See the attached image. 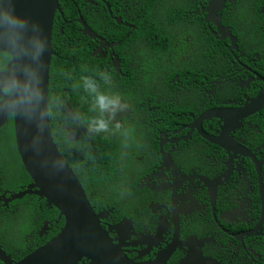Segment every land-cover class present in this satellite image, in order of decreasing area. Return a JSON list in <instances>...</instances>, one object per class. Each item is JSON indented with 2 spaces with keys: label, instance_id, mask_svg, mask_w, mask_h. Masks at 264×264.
Wrapping results in <instances>:
<instances>
[{
  "label": "flooded vegetation",
  "instance_id": "flooded-vegetation-1",
  "mask_svg": "<svg viewBox=\"0 0 264 264\" xmlns=\"http://www.w3.org/2000/svg\"><path fill=\"white\" fill-rule=\"evenodd\" d=\"M163 1L168 10L151 7L156 0H87L92 7L85 24L94 38L77 19L80 35L89 40L77 35L76 43L90 51L96 42L92 57L110 61L108 89L115 96L133 93L124 116L126 153L130 143L145 153L120 183L101 181L88 189L103 215L101 226L121 254L111 256V264H264V105L242 111L264 94V0ZM146 6L149 18L143 17ZM62 25L56 24L60 45H75L74 34L62 35ZM118 25L127 29L123 41L108 40ZM146 25L170 36L164 51L141 36ZM210 36L218 42L212 53ZM10 62L0 51V74ZM109 72L118 75L112 83ZM13 123L9 118L0 128V197L7 198L32 184L19 163L8 167L5 136ZM152 132L158 133L156 148ZM29 197L8 208L0 203V264H17L56 235L45 238L51 228L46 220L35 232L40 246L30 227L22 230L41 219L32 215ZM110 203L114 207L105 206ZM79 264L109 261L84 258Z\"/></svg>",
  "mask_w": 264,
  "mask_h": 264
},
{
  "label": "water",
  "instance_id": "water-1",
  "mask_svg": "<svg viewBox=\"0 0 264 264\" xmlns=\"http://www.w3.org/2000/svg\"><path fill=\"white\" fill-rule=\"evenodd\" d=\"M57 12L59 0H0V51L11 56L0 74V128L13 117L16 149L33 180L7 204L36 196L63 220L52 239L17 264H79L84 258L111 264L110 257L121 254L101 226L103 215L97 214L49 132L47 97ZM78 23L86 36L96 37L83 21ZM263 105L264 94L242 111ZM68 140H73L71 133Z\"/></svg>",
  "mask_w": 264,
  "mask_h": 264
},
{
  "label": "trees",
  "instance_id": "trees-1",
  "mask_svg": "<svg viewBox=\"0 0 264 264\" xmlns=\"http://www.w3.org/2000/svg\"><path fill=\"white\" fill-rule=\"evenodd\" d=\"M116 4L117 1L112 6V8H115ZM59 5L62 11V16L57 13L55 24H57V22H62L64 32L66 33L68 31V33L71 35L74 34L73 40L75 45H71V49L62 47L57 39L58 33L56 30H54L52 38V49L54 54L50 69L49 98H53V93L58 95L61 90H73L74 94H76L80 87V89H82V96L77 98L74 102L68 103L66 106L74 114L79 123L80 129H83L84 132L80 134L79 138L76 139L75 142H68L66 140V133L62 131L60 126L53 127V125L50 123L51 135L59 152H61L65 161L71 167L75 173V176L77 177L80 184H82L89 197L88 189L96 183H100L101 181L113 182L114 184L117 182L120 183V179L125 178V175L132 166L133 162L136 159L143 158L145 153L139 154L137 152L136 146L132 143H130L131 150L128 151V154L126 153L127 140L125 137H123V134L125 133L124 128L127 123L124 120V116L127 113V104L133 102L134 100L133 93L119 92L115 96L112 90L108 89L106 84V80L108 78L106 71L108 68H110L109 59L107 58L105 61H102L98 59V57H92L93 50L97 46L96 42H94V45H91L90 51H86L75 41L77 35L82 37L80 40H89L87 37L80 35V30L82 29H80L77 19L82 18L83 21L88 25V10L92 6L87 4V0H59ZM148 9L149 7L146 6L143 12L144 18H149L151 16L150 12H148ZM106 11L108 10L106 9ZM106 11L98 18V22H100V18L106 13ZM63 18H65V20H63ZM175 19L176 17L174 14H170V16H168V20L170 21H175ZM109 22H111L110 19ZM138 27L142 26L138 25ZM93 29L98 31V27H94ZM126 30L127 29L123 26H114L108 31L106 37L108 40L119 39L123 41ZM141 36H145L148 41L156 43L157 50L164 51L166 46L170 44V36L161 35L150 25L145 26L144 30L141 31ZM209 40L212 45L210 48H207V52H215L216 50L214 49V45H218V42L213 36H210ZM56 48H59L61 51L56 50ZM171 50L172 48L165 52H171ZM72 56L74 58L71 59V62L73 63L74 61L75 65L80 68L79 72H76L73 68L70 70L64 69V64H70L69 60ZM62 57H66V59ZM84 68L92 72L101 80L102 89L99 92L96 91V84L93 74L83 72L82 69ZM101 72L103 73L100 74ZM177 75V71L174 70L173 76L177 77ZM173 76L167 83L168 87H170L171 81H173L175 78ZM117 78L118 75L115 72H109L110 83H112L113 80ZM86 79L88 80L87 82ZM132 79L133 76H131V80ZM59 86H62V88H59ZM93 94L99 101V120H92L90 118L92 111L84 103L85 98L91 99ZM117 97H119V103L123 105V107L117 108L113 114L112 101L116 100ZM52 98L48 102L50 105L57 104L61 107L64 106L63 104L59 103L58 99ZM145 111L148 112V109ZM64 118L67 123H64ZM100 121H103L106 127L98 131L97 124ZM62 123L63 125L65 124L72 127L69 116L65 113L62 117ZM130 134L133 136L132 133ZM157 135L158 133L153 135V132L151 134L150 139H152L153 144L155 143V137H157ZM5 137L7 138L6 150L11 146L12 151H14L15 155L18 156L15 148L13 124L11 125V129ZM154 145L156 148V144ZM126 155V160H123ZM114 184L110 186V189L114 192H117L118 188ZM13 190H18V186L15 185ZM29 198L32 199L33 204L32 215L41 217V219H37L35 217V224L32 225L30 229V233L35 244H39L40 246L42 242L39 243L35 232L41 227L43 221L46 220L51 223L50 231L47 237H45L49 239L58 232L59 228L63 224V220H59L58 223L55 224L54 221L57 219L58 215L57 211L54 208L49 209L44 204V200H38V197ZM89 200L91 203H94L91 201V199ZM15 204L21 203L16 202ZM105 206L114 207L112 206V203ZM24 227L27 228L28 226L25 225Z\"/></svg>",
  "mask_w": 264,
  "mask_h": 264
},
{
  "label": "clouds",
  "instance_id": "clouds-1",
  "mask_svg": "<svg viewBox=\"0 0 264 264\" xmlns=\"http://www.w3.org/2000/svg\"><path fill=\"white\" fill-rule=\"evenodd\" d=\"M60 11H61V9H60ZM57 13H59V12H57ZM57 13H56V15H57ZM61 16H62V11H61V13H59ZM56 15H55V20H54V26H53V33H54V30H56V24H55V22H56ZM63 20H65V18H63ZM84 22V21H83ZM66 23H67V21H66ZM85 23V22H84ZM61 33H62V35L63 34H65V36L68 34V31L65 33L64 32V28H61ZM57 33H58V35L60 34V32L59 31H57ZM55 36H56V34H55ZM57 39H58V37H57ZM72 46H74L73 45V43L71 44ZM71 45H68V47H67V44H65L63 47H66L67 49H71ZM53 50V49H52ZM59 51H61L60 49H59ZM4 54H7L8 55V57L9 58H11V56L8 54V53H6V52H3ZM54 54V53H53ZM59 55L61 56V54L59 53ZM53 58V57H52ZM62 58H64V59H66V57H62ZM74 57L72 56L71 58H70V60H69V67H75L74 66V61H73V63L71 62V59H73ZM72 64V65H71ZM51 65H52V61H51ZM71 67V68H72ZM70 68V69H71ZM76 68H78L79 70H80V68L79 67H76ZM50 69H51V67H50ZM70 69H66V70H70ZM82 71L83 72H86V73H90V74H93L92 72H90L89 70H87L86 68H84V69H82ZM185 74V73H184ZM183 74V75H184ZM50 75V74H49ZM93 78H94V80H95V84H96V91L97 92H99L101 89H102V82L100 81V80H98L97 79V77L93 74ZM88 80L86 79V82H87ZM49 83H50V79H49ZM15 84H16V82L15 81H13V83H12V87L14 88L15 87ZM78 84V83H77ZM78 86H79V84H78ZM59 88H62V86H59ZM6 94H8V93H6ZM80 96H82V89H80V87H79V90L76 92V94H74V91L72 90V91H67V90H61V92L58 94V95H56L55 93H53V98L52 99H58L59 100V103H60V101L61 102H63V103H66V104H63L64 106H63V108H66V109H61V106H59V105H57V104H52V105H50L48 102L51 100V98H49V86H48V97H47V107H48V115H49V132H50V135H51V128H50V123L53 125V127L54 126H60V128L62 129V131H64L65 133H66V140L68 141V142H75V139H76V137H74L73 136V140L71 141V140H68V134L69 133H71V131H74L75 133H80V134H82L84 131H83V129H80V126H79V123H78V121H77V119H76V117L74 116V114L71 112V110L66 106L68 103H71V102H74L77 98H79ZM119 97H117L116 98V100H114V101H112V112H113V114H114V112H115V110L117 109V108H122L123 107V105H121L120 103H119ZM84 103H85V105L92 111V113L90 114V118L92 119V120H94V119H98L97 117H95V113L98 111V115H99V113H100V110H99V108H98V103H99V101L95 98V96H94V94H93V96H92V98L91 99H88V98H85V100H84ZM61 104V103H60ZM66 114V115H68L69 116V119L70 118H72V120L73 121H75V119H76V121H77V125L75 126V123L73 122V124H72V127L71 126H67V125H63V123H62V117H63V114ZM57 116V119H54V116ZM10 118H12V120H13V117L11 116ZM75 118V119H74ZM9 119V118H8ZM7 119V120H8ZM99 119H100V115H99ZM98 119V120H99ZM7 122V121H6ZM5 122V123H6ZM67 123V121L65 120V118H64V123ZM4 123V124H5ZM106 127V125L104 124V122L103 121H100V122H98V124H97V130L99 131V130H101V129H104ZM15 127H14V123H13V129H14ZM72 134V133H71ZM79 134V135H80ZM73 135V134H72ZM51 138H52V135H51ZM14 140H15V132H14ZM52 140H53V142H54V139L52 138ZM54 144H55V142H54ZM56 145V144H55ZM57 147V146H56ZM15 148H16V144H15ZM16 152H17V155L18 156H16L17 157V160H18V163L20 164V166H21V168L23 169H20L19 170V172H23L24 173V176L26 177V173H27V175L29 176V173L26 171V169L24 168V166H23V164H22V162H21V159H20V156H19V154H18V151H17V149H16ZM62 155V154H61ZM62 157H63V155H62ZM64 158V157H63ZM9 168H11V169H16L15 167H12V166H10V164H9V166H8ZM25 170V171H24ZM26 172V173H25ZM29 178L31 179V177L29 176ZM31 181H32V184H33V180L31 179ZM31 184V185H32ZM15 185H17L18 187H19V184L17 183V184H15ZM14 185V186H15ZM30 185V186H31ZM29 186V187H30ZM28 189V188H27ZM26 189V190H27ZM12 190H13V188H12ZM26 190H22L21 192H23V191H26ZM85 190V189H84ZM15 192H18L19 191V189L18 190H14ZM21 192H18V193H14V194H10V197L9 198H7L6 196H3V197H0V203L2 202L3 203V206L5 207V208H8L9 207V205L10 204H12V203H14V202H17V201H21V200H23V199H21V200H16V201H14V202H11V203H8L7 204V202H8V199H10L13 195H16V194H20ZM86 192V191H85ZM87 194V193H86ZM88 196V195H87ZM27 197V196H26ZM34 197H36V196H34ZM89 198V197H88ZM57 218H58V215H57ZM58 220H62V219H58ZM63 225V224H62ZM45 226H46V223H45ZM62 227V226H61ZM60 227V228H61ZM60 228H59V230H60ZM58 230V231H59ZM58 233V232H57ZM56 233V234H57Z\"/></svg>",
  "mask_w": 264,
  "mask_h": 264
},
{
  "label": "rangeland",
  "instance_id": "rangeland-1",
  "mask_svg": "<svg viewBox=\"0 0 264 264\" xmlns=\"http://www.w3.org/2000/svg\"><path fill=\"white\" fill-rule=\"evenodd\" d=\"M135 131H136V132H140V131L138 130V128H136ZM141 133H142V135H143L144 138L147 137V135L144 134L142 131H141ZM130 150H131V149H130ZM137 152H138V151H137ZM138 153H139V152H138ZM139 154H140V153H139ZM6 155H7L8 159H9L10 166L15 167V168H19V167H18V160H17V157H16L14 151H12V147H11V146H10L9 148H7V150H6ZM19 170H20V168H19ZM29 227H30V229H31L32 226H28L27 228L23 227L22 230H23L24 232H27V230H28ZM30 232H31V230H30Z\"/></svg>",
  "mask_w": 264,
  "mask_h": 264
},
{
  "label": "crops",
  "instance_id": "crops-1",
  "mask_svg": "<svg viewBox=\"0 0 264 264\" xmlns=\"http://www.w3.org/2000/svg\"><path fill=\"white\" fill-rule=\"evenodd\" d=\"M170 1V0H168ZM151 7L160 10V9H165L168 10V4L165 3L163 0H156L155 4L152 5Z\"/></svg>",
  "mask_w": 264,
  "mask_h": 264
}]
</instances>
